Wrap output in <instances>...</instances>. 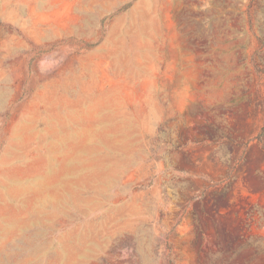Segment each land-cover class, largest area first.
Segmentation results:
<instances>
[{
    "label": "rangeland",
    "instance_id": "374dc122",
    "mask_svg": "<svg viewBox=\"0 0 264 264\" xmlns=\"http://www.w3.org/2000/svg\"><path fill=\"white\" fill-rule=\"evenodd\" d=\"M0 264H264V0H0Z\"/></svg>",
    "mask_w": 264,
    "mask_h": 264
}]
</instances>
